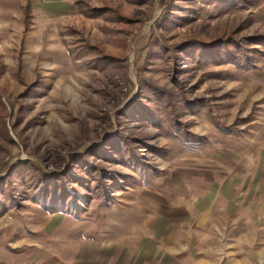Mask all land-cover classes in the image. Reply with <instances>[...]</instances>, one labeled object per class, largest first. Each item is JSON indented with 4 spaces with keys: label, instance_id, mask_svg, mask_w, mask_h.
Returning <instances> with one entry per match:
<instances>
[{
    "label": "rangeland",
    "instance_id": "obj_1",
    "mask_svg": "<svg viewBox=\"0 0 264 264\" xmlns=\"http://www.w3.org/2000/svg\"><path fill=\"white\" fill-rule=\"evenodd\" d=\"M172 2L0 0V179L31 168L1 181L0 264L70 262L148 197H198L194 237L264 264V45L246 67L193 53L264 36V0ZM37 167L76 205L45 204Z\"/></svg>",
    "mask_w": 264,
    "mask_h": 264
},
{
    "label": "crops",
    "instance_id": "obj_2",
    "mask_svg": "<svg viewBox=\"0 0 264 264\" xmlns=\"http://www.w3.org/2000/svg\"><path fill=\"white\" fill-rule=\"evenodd\" d=\"M204 198L217 202L224 197ZM189 199L199 201L198 197H148L146 205L141 203L128 212L122 210L120 215L115 213L110 229L79 245L71 263L55 261L57 264H246L247 254L243 250L226 263L225 255L220 253L222 244L213 239L202 240L197 236V243L207 244L203 245L205 253L199 255L195 251L194 232L199 229L194 231L193 227L204 225L205 220L192 217Z\"/></svg>",
    "mask_w": 264,
    "mask_h": 264
},
{
    "label": "trees",
    "instance_id": "obj_3",
    "mask_svg": "<svg viewBox=\"0 0 264 264\" xmlns=\"http://www.w3.org/2000/svg\"><path fill=\"white\" fill-rule=\"evenodd\" d=\"M227 2H233L234 0H225ZM175 2V0H173ZM172 2V3H173ZM169 3V2H168ZM166 3L167 7H170L171 3ZM166 7V8H167ZM246 42H240L238 40H226V39H220L217 41H211L207 44H203L201 47L195 48L194 54H199V56H203L204 53L210 54L212 58L217 59L218 57L223 56V54L226 56L228 60H230L233 64L246 67L248 64H250V60H252L250 57L249 49L247 48V45L249 42H251L254 45H264V36H257L255 38L246 39ZM215 61L214 63H218L220 61ZM124 146L127 147L128 151L134 155L132 149L128 145V142L125 140ZM132 163L134 162L135 166L139 165V159L138 157H132ZM30 164V163H29ZM25 161L19 162V164L14 165L9 173L6 180L0 179V189L4 190V183L7 181V187L8 191H12L14 187H12L11 179H14L18 175L22 174L24 170L31 171L30 167H27L24 169L25 166H27ZM61 173H53L48 174L43 171V169H40L37 167V174L33 173V178L35 180V186L36 190L40 191V194H42V197L44 198V203L55 207L56 205L60 204L62 207L65 203H70L71 205H76L78 197L72 192V190L69 188L68 180L65 179ZM4 180V183L1 181ZM73 183V182H72ZM74 209V206H73Z\"/></svg>",
    "mask_w": 264,
    "mask_h": 264
}]
</instances>
